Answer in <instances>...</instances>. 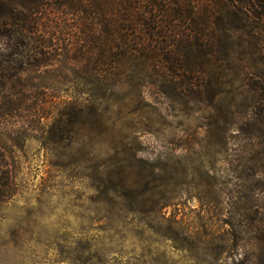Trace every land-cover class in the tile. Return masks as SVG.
Masks as SVG:
<instances>
[{
  "label": "rangeland",
  "instance_id": "1",
  "mask_svg": "<svg viewBox=\"0 0 264 264\" xmlns=\"http://www.w3.org/2000/svg\"><path fill=\"white\" fill-rule=\"evenodd\" d=\"M151 75L106 98L73 76L48 103L43 136L19 148L2 135L16 190L0 203V264H257L264 174L239 165L236 129L264 59L222 54L194 84ZM75 99L81 120L69 117Z\"/></svg>",
  "mask_w": 264,
  "mask_h": 264
},
{
  "label": "trees",
  "instance_id": "2",
  "mask_svg": "<svg viewBox=\"0 0 264 264\" xmlns=\"http://www.w3.org/2000/svg\"><path fill=\"white\" fill-rule=\"evenodd\" d=\"M222 40L244 41L246 50L221 49ZM237 53L264 59V0H0V138L21 148L34 133L43 136L48 103L73 76L106 98L136 77L154 84L150 74H188L194 84L214 57ZM71 104L70 119L81 120L86 104ZM236 130L239 165L264 174V84ZM5 151L0 140V203L16 190ZM256 234L254 247L264 244ZM256 251L264 264V250Z\"/></svg>",
  "mask_w": 264,
  "mask_h": 264
}]
</instances>
